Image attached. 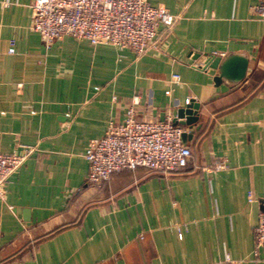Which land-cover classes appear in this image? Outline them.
Here are the masks:
<instances>
[{
	"label": "crops",
	"instance_id": "0c3cea01",
	"mask_svg": "<svg viewBox=\"0 0 264 264\" xmlns=\"http://www.w3.org/2000/svg\"><path fill=\"white\" fill-rule=\"evenodd\" d=\"M34 1L0 0V149H33L0 197V264H264L251 222L252 202L264 209L261 0H149L178 18L140 57L71 36L47 48L31 28ZM229 54L249 59L235 85L193 66ZM188 98L198 121L177 125L199 168L86 184L85 152L109 121L132 106L139 120L174 124Z\"/></svg>",
	"mask_w": 264,
	"mask_h": 264
},
{
	"label": "built area",
	"instance_id": "2783aa9c",
	"mask_svg": "<svg viewBox=\"0 0 264 264\" xmlns=\"http://www.w3.org/2000/svg\"><path fill=\"white\" fill-rule=\"evenodd\" d=\"M31 8V28L40 34L47 48L56 40L71 36L94 46L107 44L129 49L138 57L155 45L160 27L169 31L178 18L166 7L154 6L149 0H35ZM255 11L264 20V0ZM14 52L12 41L9 53ZM193 66L205 68L204 63ZM172 82L179 83L180 75L173 74ZM166 93L170 94V90ZM191 100L186 99L185 104ZM186 132L171 120H139L134 107H129L122 122L109 121L105 134L89 142L85 152L89 163L86 184L100 188L113 174L138 167L164 174L181 173L191 165L199 168L192 164L191 147L182 140ZM32 152L29 147L21 153H5L0 149V197L5 196L11 176ZM224 167V163L216 166ZM252 201L249 193V202ZM254 240L255 250L264 246V209L259 212ZM236 262L227 257L219 264Z\"/></svg>",
	"mask_w": 264,
	"mask_h": 264
},
{
	"label": "water",
	"instance_id": "95a60500",
	"mask_svg": "<svg viewBox=\"0 0 264 264\" xmlns=\"http://www.w3.org/2000/svg\"><path fill=\"white\" fill-rule=\"evenodd\" d=\"M249 59L241 54H229L223 57L210 56L205 61V68L211 67L217 71L214 82L216 85L225 82L229 85H235L241 82L247 74ZM204 68V69H205ZM200 105L197 103H189L181 107L177 112V117L174 120V125L183 124L192 126L198 121ZM191 135L184 133L182 140L186 144L187 138ZM260 206L257 201L252 202L251 222L253 227L259 224Z\"/></svg>",
	"mask_w": 264,
	"mask_h": 264
}]
</instances>
